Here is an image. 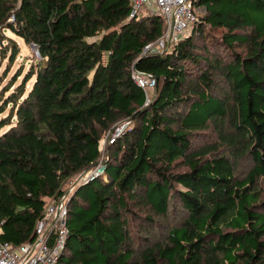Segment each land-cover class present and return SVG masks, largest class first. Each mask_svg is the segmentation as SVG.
Returning a JSON list of instances; mask_svg holds the SVG:
<instances>
[{
	"label": "trees",
	"instance_id": "trees-1",
	"mask_svg": "<svg viewBox=\"0 0 264 264\" xmlns=\"http://www.w3.org/2000/svg\"><path fill=\"white\" fill-rule=\"evenodd\" d=\"M195 7L188 35L143 55L163 22L129 18L128 0H0L4 73L19 51L5 30L40 58L0 89L1 240L33 239L129 118L103 174L70 195L57 264H264V0ZM133 68L156 78L147 104Z\"/></svg>",
	"mask_w": 264,
	"mask_h": 264
},
{
	"label": "built area",
	"instance_id": "built-area-1",
	"mask_svg": "<svg viewBox=\"0 0 264 264\" xmlns=\"http://www.w3.org/2000/svg\"><path fill=\"white\" fill-rule=\"evenodd\" d=\"M129 18L152 14L158 16L164 29L154 41L144 45L141 54L162 53L169 51L182 36L188 35L198 22L196 0H128ZM9 22L14 21L11 15ZM34 48L35 45L32 44ZM37 51V49H36ZM38 52V51H37ZM39 55V54H38ZM133 81L141 87L146 95L145 104L150 101V92L156 87V78L149 73L132 69ZM131 125L129 118L116 123L100 140V156L97 163L67 180L64 192L45 205L35 225L33 239L14 245L0 239V264H57L68 234L66 226L67 202L73 189L103 174L106 163L103 147L114 143L126 133ZM2 233L0 228V234Z\"/></svg>",
	"mask_w": 264,
	"mask_h": 264
},
{
	"label": "rangeland",
	"instance_id": "rangeland-1",
	"mask_svg": "<svg viewBox=\"0 0 264 264\" xmlns=\"http://www.w3.org/2000/svg\"><path fill=\"white\" fill-rule=\"evenodd\" d=\"M5 35L12 37L16 41V45L18 46L19 51L14 62L10 66L9 71L6 74L4 73V70L6 67L7 58L5 57L0 58V83L2 82V84L0 85V89L7 83V81L11 79V77L13 78V75L19 68H20L19 70H22L23 73H25L31 64L33 66L36 65V61L40 59L38 55L39 53L36 51V48H34L32 44H26L20 37L12 34L8 30H5ZM91 75H92V71H90L89 77H91ZM18 80H20V78ZM150 94L152 95V92H150ZM216 140L217 138L215 137L214 131L212 129H209L207 131V134H205L204 137H202L201 140L197 143V146H201L206 143H212ZM114 143L109 144V146ZM107 148L108 146L103 147L102 151L104 155L107 154ZM245 163L246 160L242 159L239 165H244Z\"/></svg>",
	"mask_w": 264,
	"mask_h": 264
},
{
	"label": "crops",
	"instance_id": "crops-1",
	"mask_svg": "<svg viewBox=\"0 0 264 264\" xmlns=\"http://www.w3.org/2000/svg\"><path fill=\"white\" fill-rule=\"evenodd\" d=\"M195 8H196V7H195ZM196 13H198V12H197V9H196Z\"/></svg>",
	"mask_w": 264,
	"mask_h": 264
}]
</instances>
